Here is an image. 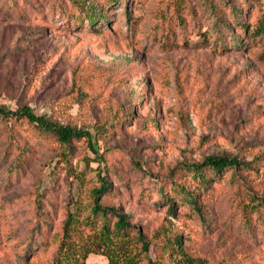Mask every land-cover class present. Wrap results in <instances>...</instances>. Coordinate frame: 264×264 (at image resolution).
I'll list each match as a JSON object with an SVG mask.
<instances>
[{"label": "rangeland", "instance_id": "rangeland-1", "mask_svg": "<svg viewBox=\"0 0 264 264\" xmlns=\"http://www.w3.org/2000/svg\"><path fill=\"white\" fill-rule=\"evenodd\" d=\"M89 1L93 25L71 0H0V105L91 134L66 146L0 119V264L50 262L98 173L100 203L129 217L153 260L179 237L198 264H264V36L249 33L264 0ZM209 155L250 169L215 176L202 217L181 204L171 216L160 185ZM102 251L86 263L106 264Z\"/></svg>", "mask_w": 264, "mask_h": 264}, {"label": "trees", "instance_id": "trees-1", "mask_svg": "<svg viewBox=\"0 0 264 264\" xmlns=\"http://www.w3.org/2000/svg\"><path fill=\"white\" fill-rule=\"evenodd\" d=\"M81 11L89 14V24L96 22V10L89 0H71ZM95 14H94V13ZM243 32L245 26H241ZM254 36H264V18L258 21L256 27L249 32ZM0 119L23 121L33 128L54 137L58 143L69 145L73 140L83 139L91 146V134L85 129L61 125L45 115H37L26 105L15 110H9L0 105ZM249 163L228 155H209L198 163H181L169 174L170 186L160 185L164 202L167 203L166 212L174 215L175 208L187 205L196 214H201L202 207L200 196L207 184L214 182L215 176H220L227 170H232L234 175L240 171H248ZM180 174V175H179ZM184 177L192 181L191 189L184 184H177L175 180ZM98 185L90 191V201L86 205L85 215L77 209L68 212L61 228V236L54 256L47 264H87L86 258L95 252V248H102V255L107 259L106 264H198L199 259L188 256L181 248L179 237L167 239L163 242L154 255L150 257L151 246L140 233L129 223L126 214L119 213L114 206L100 203V197L109 191V183L104 176L97 174ZM166 189V192L164 190ZM161 205V204H159ZM158 205V206H159ZM256 205L243 206L246 216ZM112 218L114 221H112ZM248 218V217H247ZM88 231L85 235L84 231ZM84 235V236H83ZM136 240L133 243L132 240ZM168 240H173L169 242ZM152 243V242H151Z\"/></svg>", "mask_w": 264, "mask_h": 264}]
</instances>
